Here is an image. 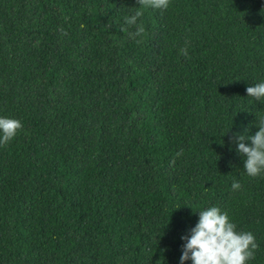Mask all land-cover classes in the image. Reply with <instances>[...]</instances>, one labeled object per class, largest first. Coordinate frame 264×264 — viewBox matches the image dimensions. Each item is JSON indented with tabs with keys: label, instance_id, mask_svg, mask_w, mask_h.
<instances>
[{
	"label": "trees",
	"instance_id": "16d2710c",
	"mask_svg": "<svg viewBox=\"0 0 264 264\" xmlns=\"http://www.w3.org/2000/svg\"><path fill=\"white\" fill-rule=\"evenodd\" d=\"M138 7L0 0V116L23 124L0 146V264H180L209 206L264 264V174L229 140L264 116L246 93L264 81V0H170L133 39Z\"/></svg>",
	"mask_w": 264,
	"mask_h": 264
},
{
	"label": "clouds",
	"instance_id": "9594fccd",
	"mask_svg": "<svg viewBox=\"0 0 264 264\" xmlns=\"http://www.w3.org/2000/svg\"><path fill=\"white\" fill-rule=\"evenodd\" d=\"M169 3L170 0H137L139 7L133 14L125 17V24L129 27L135 26V31L129 32L127 28H122L121 31L127 32L133 39L142 36L145 29L137 21L143 16V10H165ZM180 54L187 55V45L180 50ZM246 93L256 101H264V81L246 87ZM256 123L258 130L247 137L250 144L244 142L246 137L243 134L234 133L229 137L244 157L243 168L246 174L253 178L264 174V116L259 117ZM22 129L20 120L0 116V146L7 145ZM240 188L239 181L233 180L232 189ZM198 212L196 224L189 230L188 235L181 237L185 242L179 258L180 264L188 260L191 264H247L248 260L254 258L258 248L255 235L251 231H238L227 211H222L218 206H209Z\"/></svg>",
	"mask_w": 264,
	"mask_h": 264
}]
</instances>
